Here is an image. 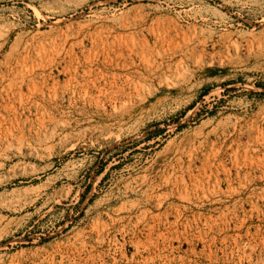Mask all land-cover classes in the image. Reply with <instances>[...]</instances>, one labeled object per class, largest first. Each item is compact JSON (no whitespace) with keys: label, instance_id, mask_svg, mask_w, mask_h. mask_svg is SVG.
I'll return each mask as SVG.
<instances>
[{"label":"rangeland","instance_id":"rangeland-1","mask_svg":"<svg viewBox=\"0 0 264 264\" xmlns=\"http://www.w3.org/2000/svg\"><path fill=\"white\" fill-rule=\"evenodd\" d=\"M0 264H264V0H0Z\"/></svg>","mask_w":264,"mask_h":264},{"label":"trees","instance_id":"trees-1","mask_svg":"<svg viewBox=\"0 0 264 264\" xmlns=\"http://www.w3.org/2000/svg\"><path fill=\"white\" fill-rule=\"evenodd\" d=\"M204 94H206V93H204Z\"/></svg>","mask_w":264,"mask_h":264}]
</instances>
